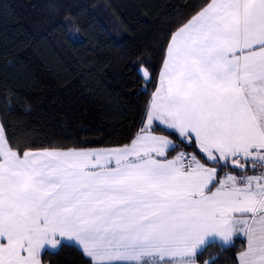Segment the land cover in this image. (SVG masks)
Returning a JSON list of instances; mask_svg holds the SVG:
<instances>
[{
    "label": "snow or ice",
    "instance_id": "6c2138e0",
    "mask_svg": "<svg viewBox=\"0 0 264 264\" xmlns=\"http://www.w3.org/2000/svg\"><path fill=\"white\" fill-rule=\"evenodd\" d=\"M138 71L146 91L154 70ZM237 239L234 264H264V0H199L127 143L33 147L0 119V264L62 246L87 264H201Z\"/></svg>",
    "mask_w": 264,
    "mask_h": 264
},
{
    "label": "trees",
    "instance_id": "16d2710c",
    "mask_svg": "<svg viewBox=\"0 0 264 264\" xmlns=\"http://www.w3.org/2000/svg\"><path fill=\"white\" fill-rule=\"evenodd\" d=\"M198 3L0 0V119L10 137L15 133L33 147L129 142L144 119L164 41ZM118 30L122 38L114 35ZM141 64L154 70L146 91ZM5 98L13 101L11 117L3 114ZM242 243L211 244L201 264L212 256L215 264H234ZM44 264L87 260L78 248L62 246L48 250Z\"/></svg>",
    "mask_w": 264,
    "mask_h": 264
},
{
    "label": "rangeland",
    "instance_id": "374dc122",
    "mask_svg": "<svg viewBox=\"0 0 264 264\" xmlns=\"http://www.w3.org/2000/svg\"><path fill=\"white\" fill-rule=\"evenodd\" d=\"M95 10H96V12H97L99 15L102 14L101 11H100V9H99V6H97V7L95 8ZM69 28L71 29V31H73V30H72L73 27H72L71 25L69 26ZM114 35L117 36V38H122V37L124 36V32H123L122 30H118L117 32L114 31Z\"/></svg>",
    "mask_w": 264,
    "mask_h": 264
},
{
    "label": "crops",
    "instance_id": "0c3cea01",
    "mask_svg": "<svg viewBox=\"0 0 264 264\" xmlns=\"http://www.w3.org/2000/svg\"><path fill=\"white\" fill-rule=\"evenodd\" d=\"M221 243V242H220ZM49 250H52V249H49ZM56 250H58V249H56ZM52 251H55V250H52Z\"/></svg>",
    "mask_w": 264,
    "mask_h": 264
}]
</instances>
